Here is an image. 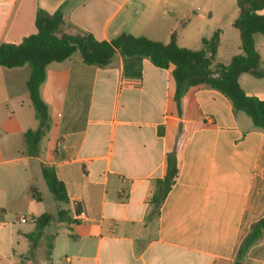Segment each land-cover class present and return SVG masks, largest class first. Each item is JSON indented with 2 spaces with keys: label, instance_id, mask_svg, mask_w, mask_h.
<instances>
[{
  "label": "crops",
  "instance_id": "crops-1",
  "mask_svg": "<svg viewBox=\"0 0 264 264\" xmlns=\"http://www.w3.org/2000/svg\"><path fill=\"white\" fill-rule=\"evenodd\" d=\"M59 9L61 33L169 43L177 31L179 46L200 50L220 30L216 63L242 53L236 0H0V45L21 44L37 33L39 10ZM259 35L260 77L245 73L239 82L264 100ZM30 74L29 66L0 67V264H236L243 240L264 218V129L207 85L185 93L180 115L172 69L149 58L117 52L98 67L76 52L47 67L40 96L49 128L30 154L26 134L41 127ZM176 146L179 176L155 209L156 181ZM45 166L65 184L67 220L56 221L61 206L47 192ZM46 213L53 215L44 231L52 248L43 256L39 244L29 257L28 235ZM242 264H264V235Z\"/></svg>",
  "mask_w": 264,
  "mask_h": 264
},
{
  "label": "trees",
  "instance_id": "trees-1",
  "mask_svg": "<svg viewBox=\"0 0 264 264\" xmlns=\"http://www.w3.org/2000/svg\"><path fill=\"white\" fill-rule=\"evenodd\" d=\"M239 17L235 28L240 32L242 53L236 55L229 64L216 63L221 31L218 30L210 39H205L200 50L184 48L177 43V34H172L169 43L147 37H135L122 34L112 41H99L94 35L75 29L71 33H61L63 13L59 9L54 14L39 10L36 17L37 33L26 37L19 45H0V67L17 69L29 66L31 70L28 90L35 107L41 127L29 131L26 140L28 152L34 153L44 132L49 128L48 108L40 96V87L46 80L47 67L52 63H62L74 53L80 52L87 65L106 67L110 65L117 52L125 58L139 60L149 58L157 67L172 69L176 82L174 98L181 115L182 99L191 88L207 85L228 97L236 111L249 116L256 127L264 129V100L249 96L242 89L239 79L245 73L260 77L261 56L255 45V35H264V0H236ZM176 146L167 154L166 171L156 181V191L151 203L160 209L179 176L178 153ZM43 178L55 202L69 204L65 184L60 181L53 167H43ZM79 211V209H77ZM52 214L46 213L37 220V231L28 235L32 242L29 253H34L44 231L52 220ZM264 235V218L255 223L250 233L243 240L236 257V264H242L249 248ZM50 249L52 248V237ZM49 249V250H50Z\"/></svg>",
  "mask_w": 264,
  "mask_h": 264
},
{
  "label": "rangeland",
  "instance_id": "rangeland-1",
  "mask_svg": "<svg viewBox=\"0 0 264 264\" xmlns=\"http://www.w3.org/2000/svg\"><path fill=\"white\" fill-rule=\"evenodd\" d=\"M234 6L236 7V5H234ZM231 13H235V12H231ZM225 17H227V16H225ZM228 17H231V15L228 16ZM191 33H194V32H191ZM259 38H264V36L263 35H259ZM230 44H231V42L229 43V45ZM258 44H260L259 40H258ZM232 48L234 49V46H232ZM230 49H231V47H230ZM223 59H225V58H223ZM47 192L51 195V192H49V191H47ZM58 204L61 207L54 208V215H56V221H59L61 219L67 220V218H68V210L65 209V206L63 205V203L58 202ZM52 218H53V216H52ZM38 243L43 245L42 246L43 248H41V251H40L41 255L44 256L45 253L48 255V252H49V249H50V245H51V239L49 238V236L47 238H45V239L42 237L41 240ZM37 252L38 251L35 250L34 253H30L29 257H34L37 254ZM23 258H24V261H26V255ZM22 264H24V263H22Z\"/></svg>",
  "mask_w": 264,
  "mask_h": 264
},
{
  "label": "built area",
  "instance_id": "built-area-1",
  "mask_svg": "<svg viewBox=\"0 0 264 264\" xmlns=\"http://www.w3.org/2000/svg\"><path fill=\"white\" fill-rule=\"evenodd\" d=\"M72 210H73V214H74V216H75L76 218H78L79 215H83V213H78V212H77V203H75V202L72 204ZM23 222H25L24 219H23Z\"/></svg>",
  "mask_w": 264,
  "mask_h": 264
}]
</instances>
